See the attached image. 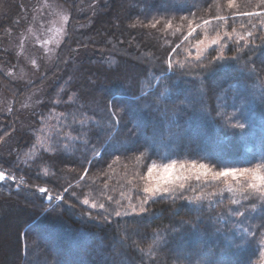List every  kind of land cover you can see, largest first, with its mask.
<instances>
[{
	"label": "trees",
	"instance_id": "trees-1",
	"mask_svg": "<svg viewBox=\"0 0 264 264\" xmlns=\"http://www.w3.org/2000/svg\"><path fill=\"white\" fill-rule=\"evenodd\" d=\"M218 2L225 5L226 0ZM216 3L0 0V170L24 175L31 186L0 184V241L14 250L12 257L0 243V264H264V202L243 200L240 192L227 191L224 182L211 181L210 176L206 185L191 181L196 191L185 193L191 203L173 201L171 195L157 198L140 216L116 217L113 212L107 221L102 216L91 219L82 214L89 209L80 204L88 198L107 205V197L113 196L125 203L132 198L139 206L135 191L142 189L143 181L138 178L153 162L205 156V163L251 166L260 161L264 47L244 49L238 62L213 68L209 61L219 54L215 46L200 55L194 49L201 36L215 37L211 27L184 40L189 29L179 18L193 19L186 9L196 12V18L209 19L217 14ZM236 3L245 6V0ZM47 8H58L66 16L51 59L49 51L45 54L33 44L39 36L50 39V29L43 27ZM249 9L259 10L257 0ZM163 17L174 19L173 30L144 27ZM245 23L247 18H230L227 31L234 27L242 33ZM31 30L35 38L28 43ZM249 57L256 63L248 67L256 68L258 76L241 70ZM128 69L133 75L125 77ZM251 92L256 98L240 110L239 103ZM221 107L243 119V134L215 118ZM113 112L119 113L118 125ZM116 153L122 154L119 160ZM89 160L95 163L87 186L76 188L79 199L69 193L67 203H46L36 191V186L60 192L69 183L83 184L81 164L88 167ZM228 183L236 189L230 179ZM232 199L240 203L231 204ZM235 210L245 215L237 217ZM91 211L95 216L96 210ZM245 229L254 236H247ZM94 239L100 245L95 246ZM198 243L205 258L193 257ZM36 253L40 256L30 259Z\"/></svg>",
	"mask_w": 264,
	"mask_h": 264
},
{
	"label": "snow or ice",
	"instance_id": "snow-or-ice-1",
	"mask_svg": "<svg viewBox=\"0 0 264 264\" xmlns=\"http://www.w3.org/2000/svg\"><path fill=\"white\" fill-rule=\"evenodd\" d=\"M251 4L252 0H245L244 8H240L237 6L236 0H226L225 5H221L217 0V14L209 19L196 18V12L191 8H187L186 11H188L193 19H189L187 16H181L179 18L181 22L187 23L189 29L187 35L184 36V40L187 41L194 33L198 34V29L204 28L205 30H208L209 27H211V29L216 32V35L211 38L208 47L212 48V46H215V49L213 50L218 51L219 54L212 57L209 61V65L214 68L219 63H226L229 60L238 62L241 59L239 53L244 49H247L249 52H254L256 48L264 47V35H262L264 34V0H257V8L259 10H250L249 5ZM225 7L227 9L226 12H224ZM221 12H224V14H220ZM241 17L247 18V23L241 24V28H244L245 31L242 33L238 32L234 27L231 32L227 31L229 19ZM158 25H162L163 31L173 30L174 19L171 17H163L160 19L153 18L149 24L144 25V27L156 29ZM248 25H250V27H248ZM135 26V24L131 25V27ZM221 29H223L222 32ZM175 31H180V29L176 28ZM257 39L260 40V44H257ZM199 43H203V41H199ZM180 46L181 45H177V47L173 48L172 52L168 53V55L171 56ZM165 51H167V49H165ZM227 51H234L237 55L229 57L226 55ZM168 63L169 68H171V61L169 60ZM249 63L254 64L256 62L252 61L251 57H249L248 62L245 63L241 70L243 71L247 69L250 74L256 73L258 76L259 73L257 72V69L249 68ZM260 63L264 64V60H261ZM181 67H183V65H181ZM11 111L12 109L10 108L9 112ZM112 118L118 125L120 122L119 113L113 112ZM215 118H218L225 128L237 130L241 134L246 130L245 122L236 112H228L221 107L215 110ZM104 155V152L98 153L100 158H103ZM114 155L115 158L119 160L122 154L116 153ZM142 155L144 154L142 153ZM51 158L53 157H45V159ZM203 160H208V157L205 156L200 157L199 159L179 162L173 159L169 163L163 165H157L153 162L147 167L146 173L138 178L143 181L142 189L137 188L135 191V198L140 201L139 206L133 202L132 198H129L125 203L123 199L117 200L113 196H108L107 205L106 203H90L89 199L85 198L80 200V204L89 209V211L83 212L82 214L87 215L91 219L102 216V219L105 221L112 216L113 212L116 217L140 216L147 211L144 206L149 204L150 201L155 202L157 198H165L169 195L172 196L173 201L182 200L191 203V199L185 195L188 191H196V188L191 181L194 180L198 185H206L210 183L208 179L209 176L211 177V181L224 182L227 191L240 192L243 195V200H249L252 198L264 202V153H262L260 161L251 166L222 164L215 160H210L208 163H205L202 162ZM94 163V161L89 160L88 167H84L83 163L81 164L82 174L79 176V181L84 182L83 184L78 182L77 185H72L69 183L67 187L61 186L62 191L60 192H56L54 188L36 186V191L42 194L43 198L49 202L56 201L67 203L69 197L65 194L69 193L72 197L79 199L76 188L79 187L82 189L87 186L86 177L90 174V168L94 166ZM108 166L111 167L112 165L109 164ZM37 179H40V177L37 176ZM229 179L237 185L236 189H233L232 185L228 183ZM6 182H10V184L16 185L17 187H31L25 180L24 175L18 177L14 170H0V184ZM196 199H203V197L197 196ZM230 203L239 204L240 201L232 199ZM113 204L115 207L112 208V211L110 212L109 207ZM57 206L60 205L57 204ZM137 208H139V211H137ZM253 208H255V205H253ZM91 210H96L95 216H93ZM102 213L104 214L102 215ZM233 214L237 217H241L245 215V212L235 210ZM244 231L247 236H254L249 229H245ZM260 236V245L262 246L260 255L264 257V232H261ZM202 264H209V262L205 260Z\"/></svg>",
	"mask_w": 264,
	"mask_h": 264
},
{
	"label": "rangeland",
	"instance_id": "rangeland-1",
	"mask_svg": "<svg viewBox=\"0 0 264 264\" xmlns=\"http://www.w3.org/2000/svg\"><path fill=\"white\" fill-rule=\"evenodd\" d=\"M47 9H49V8H47ZM49 10H51L52 12L49 11ZM49 10L48 11L45 10L46 11V15L43 18H45L46 21L43 23V27L44 28L46 27V29H50V32H49L50 33V39L47 38V37H44V38L42 37L41 38L39 36L38 39H35L33 44L37 46L38 50L44 51L45 54L48 53V51H49L50 55H48V57H50V56L52 57L54 55V53H55L56 45L58 44L59 40H61V38L63 37L64 23H65V20H66L65 19L66 16L58 8H54V9L51 8ZM50 12H51V14H50L51 16L48 14ZM49 16L51 18H49ZM34 33H35V31L32 32V30H31L30 33L28 34V37L26 39L28 43H32L33 37L35 38V34ZM199 41H203V43H199ZM210 41H211V37L201 36V38L194 43V49H195L196 55H200L201 53L205 52L209 48L208 45L210 44ZM45 57H47V56H45ZM51 57H50V59H51ZM49 61L50 60H48L47 62H49ZM35 65H38V64L35 63ZM132 75H133L132 71L128 69V71H126L125 77L132 76ZM233 89H234V87L232 88V90ZM254 98H256V95L254 93H252V92L249 93L247 95V99L244 102H240L239 103L240 110H242L246 106L251 105L252 104L251 100L254 99ZM26 125L27 124H23L22 123L21 127H23L25 129L27 127ZM47 126H48V123L43 122V127H44L45 131L48 130ZM43 127H42V129H43ZM252 135H254V134H252ZM40 136L41 135L38 134V137H40ZM254 136H256V135H254ZM39 141L40 140H38V142ZM42 141H44V140H42ZM158 165H161V164H158ZM92 242L94 243L95 246L100 245L97 242V240H95V239ZM0 243L4 247V250L6 252L8 251L10 256L14 257V250H13L12 245L8 244V243L4 244L5 242H3L2 240L0 241ZM112 244H113L114 247L117 246V243L115 241H113ZM200 245H201V243H198L195 246L196 253H195V255H193V257L195 256L197 258H205L206 255L205 254L202 255V253H200ZM39 256H40V254L36 253L30 259H34V257L37 258ZM70 261H72V260L68 259V262H70ZM36 264H37V262H36Z\"/></svg>",
	"mask_w": 264,
	"mask_h": 264
},
{
	"label": "water",
	"instance_id": "water-1",
	"mask_svg": "<svg viewBox=\"0 0 264 264\" xmlns=\"http://www.w3.org/2000/svg\"><path fill=\"white\" fill-rule=\"evenodd\" d=\"M46 202H49L48 200H46Z\"/></svg>",
	"mask_w": 264,
	"mask_h": 264
}]
</instances>
